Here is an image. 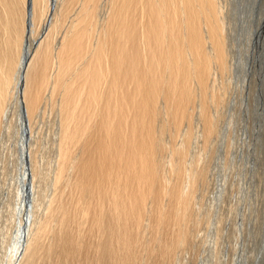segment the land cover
<instances>
[{
  "label": "bare ground",
  "instance_id": "6f19581e",
  "mask_svg": "<svg viewBox=\"0 0 264 264\" xmlns=\"http://www.w3.org/2000/svg\"><path fill=\"white\" fill-rule=\"evenodd\" d=\"M227 8L0 0V139H17L0 155V262L176 264L193 246L213 216L200 214L197 199L212 166L202 157L220 127L213 111L228 87L214 77L230 70ZM45 100L51 138L39 121ZM41 139H54L50 165ZM193 139L202 147L190 156ZM238 210L242 254L232 260L246 264L250 223Z\"/></svg>",
  "mask_w": 264,
  "mask_h": 264
},
{
  "label": "rangeland",
  "instance_id": "374dc122",
  "mask_svg": "<svg viewBox=\"0 0 264 264\" xmlns=\"http://www.w3.org/2000/svg\"><path fill=\"white\" fill-rule=\"evenodd\" d=\"M223 1L227 3V9H230L225 15L231 27L228 29V32H230L228 43V45L230 44L228 48L230 70L226 74L217 72L214 77L217 84L224 83L225 86H228L225 87L224 95L226 96H224L223 100L226 105L222 104L218 110L213 108V112H218L217 115L219 116L220 114L221 116L220 127L218 135L210 140L208 153L202 157V163L208 164L210 162L212 166L210 165L205 186L198 192L197 199V203H201L203 208L200 214L211 211L213 216L210 213L211 219L205 218L204 226L202 224V227H199V233L195 235H198L195 237L196 241H193L195 244L193 243V246L189 248L191 251L187 249L184 252L185 254L183 253V257L180 254L176 264H209L210 259V264H219L224 253L227 255L224 258L225 264H238L237 258H235L236 263L234 259L233 262L232 254L237 252L238 249V246H235L239 238L237 215H239L238 209L242 205L247 209L245 221L247 219V225L250 223L246 230L243 229L242 234L246 264H264V249L262 248L264 245V113L260 115L258 110L257 92L259 90L260 74L258 64L255 61L257 54L264 60V0ZM250 30L252 31L251 43H249ZM258 31H263V34L258 40V45L255 46V42L259 37L256 35ZM249 47L250 50L245 53L244 48L248 50ZM243 98L245 99L243 100ZM242 100L245 101L243 102L245 104L242 103ZM47 102L48 100H45L41 106L49 111L45 113L44 109H40L39 121L43 126L45 135L51 138L53 128L51 120L53 115L50 102H48V108L45 107ZM44 115L46 117H43ZM44 118L45 120H43ZM258 124H261V128L258 127ZM16 140L0 139V155ZM53 140L41 139L42 144H45V142L47 144V148L43 151L44 153H41L44 154L45 164L49 165L53 156L50 149ZM193 141L190 156L199 152L202 147V139H193ZM210 157H212L211 160L209 159ZM4 179H7V177ZM4 179L0 176V191L4 186ZM243 189L246 194L245 200L242 198ZM16 233L17 229L14 230L12 240ZM211 234L212 237L210 236ZM220 244L224 245L225 251L222 250L221 246L219 248ZM241 250L238 249V255L242 254ZM7 251H5L6 254ZM6 254L2 255L4 262ZM0 264L4 263L0 262Z\"/></svg>",
  "mask_w": 264,
  "mask_h": 264
},
{
  "label": "water",
  "instance_id": "95a60500",
  "mask_svg": "<svg viewBox=\"0 0 264 264\" xmlns=\"http://www.w3.org/2000/svg\"><path fill=\"white\" fill-rule=\"evenodd\" d=\"M262 34H263V31H261V32L258 31L256 33V35L259 36V37H258V39L255 42V46L258 45V43H259L258 40L262 37ZM255 48H257V47H255ZM255 61L258 64V69H259V74H260L259 90L257 92V98H258V110H259V113L261 115L262 113H264V104H263V102H264V92H263V86H264V60L261 58L260 55L257 54V57H256ZM258 127L261 128V124H258ZM262 248L264 249V245L262 246Z\"/></svg>",
  "mask_w": 264,
  "mask_h": 264
}]
</instances>
